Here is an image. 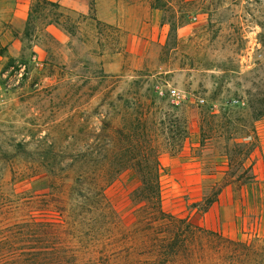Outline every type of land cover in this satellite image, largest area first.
Masks as SVG:
<instances>
[{
	"label": "rangeland",
	"instance_id": "rangeland-1",
	"mask_svg": "<svg viewBox=\"0 0 264 264\" xmlns=\"http://www.w3.org/2000/svg\"><path fill=\"white\" fill-rule=\"evenodd\" d=\"M87 4L0 0V70L25 65L2 86L0 236L58 247L51 264L112 259L140 183L131 167L115 173L119 130L145 126L162 209L203 229L193 264L223 263L227 240L264 231V0ZM105 170L106 207L84 206Z\"/></svg>",
	"mask_w": 264,
	"mask_h": 264
},
{
	"label": "trees",
	"instance_id": "trees-1",
	"mask_svg": "<svg viewBox=\"0 0 264 264\" xmlns=\"http://www.w3.org/2000/svg\"><path fill=\"white\" fill-rule=\"evenodd\" d=\"M263 113L264 108L258 110L255 118ZM119 135L123 138L120 154L115 160L119 166L115 173L131 167L139 177L140 183L134 192L136 220L133 227L123 230L121 244L109 251L112 259L106 257L104 262L90 260L85 264H193L199 259L195 248L203 229L187 218L171 215L162 209L158 152L150 144L146 127L119 130ZM112 178L113 173L109 170L97 175L84 197L86 201L80 203L88 207H106L104 187ZM220 191L218 189L214 196L203 199L204 209L217 199ZM13 233L7 231L0 236V264H45L47 260L51 264L59 253L58 247L54 246L19 248V244L13 241L19 237ZM208 233L218 235L212 231ZM227 241L233 247H227L230 250L226 251L221 264H264V231L262 236L255 235L244 241Z\"/></svg>",
	"mask_w": 264,
	"mask_h": 264
},
{
	"label": "built area",
	"instance_id": "built-area-1",
	"mask_svg": "<svg viewBox=\"0 0 264 264\" xmlns=\"http://www.w3.org/2000/svg\"><path fill=\"white\" fill-rule=\"evenodd\" d=\"M25 73V65H19L18 69H14L13 66L8 67L4 71L0 70V109L5 101L4 92L2 91V86H4L7 90L12 86H17L21 80L22 76ZM170 97L173 102H178L184 96L180 94V92L171 88L169 90Z\"/></svg>",
	"mask_w": 264,
	"mask_h": 264
},
{
	"label": "crops",
	"instance_id": "crops-1",
	"mask_svg": "<svg viewBox=\"0 0 264 264\" xmlns=\"http://www.w3.org/2000/svg\"><path fill=\"white\" fill-rule=\"evenodd\" d=\"M71 8L75 10H79L82 12H86L88 8L87 0H71ZM113 9H116V7H113ZM105 21H111V18L109 17L105 19Z\"/></svg>",
	"mask_w": 264,
	"mask_h": 264
}]
</instances>
